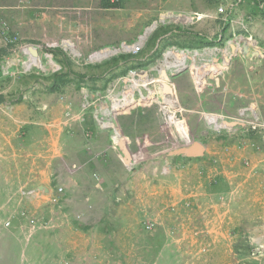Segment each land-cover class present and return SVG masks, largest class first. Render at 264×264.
Returning a JSON list of instances; mask_svg holds the SVG:
<instances>
[{"label":"rangeland","instance_id":"374dc122","mask_svg":"<svg viewBox=\"0 0 264 264\" xmlns=\"http://www.w3.org/2000/svg\"><path fill=\"white\" fill-rule=\"evenodd\" d=\"M257 49L264 0H0V264H264Z\"/></svg>","mask_w":264,"mask_h":264},{"label":"built area","instance_id":"2783aa9c","mask_svg":"<svg viewBox=\"0 0 264 264\" xmlns=\"http://www.w3.org/2000/svg\"><path fill=\"white\" fill-rule=\"evenodd\" d=\"M137 48H138L137 45H128L126 43L122 44V50L125 52H135L137 51ZM27 52L29 53V56H31L33 59H36L35 51H27ZM255 55L264 57V49H261L260 51L259 49L255 50V53L253 52V56ZM240 114L250 118L249 120L246 121V123L250 124L251 129L255 130L261 126V123L259 122V114L253 105L242 108ZM212 117H215V120H213ZM206 122L211 128H214L215 130L218 131H220L221 129H226L227 127L230 126V124L227 123L225 120L220 119V115L218 114H211L210 117L209 116L207 117ZM57 190L58 193L62 192L63 187H59Z\"/></svg>","mask_w":264,"mask_h":264},{"label":"bare ground","instance_id":"6f19581e","mask_svg":"<svg viewBox=\"0 0 264 264\" xmlns=\"http://www.w3.org/2000/svg\"><path fill=\"white\" fill-rule=\"evenodd\" d=\"M149 32V31H148ZM66 45L67 46H69L72 50H74L73 49V45H71V44H69V43H66ZM115 49H106V50H104V51H102V52H100V53H98V54H96L94 57L95 58H99V57H102V56H107V55H110V54H112V53H115ZM196 71V70H195ZM175 116L176 115H173L172 113H171V115H170V121L172 122V123H174V124H179L178 123V121L176 120V118H175ZM213 118V120H215V117H212ZM210 122H211V120H210ZM184 138L187 140V141H189L190 142V140L188 139V137L187 136H184Z\"/></svg>","mask_w":264,"mask_h":264},{"label":"water","instance_id":"95a60500","mask_svg":"<svg viewBox=\"0 0 264 264\" xmlns=\"http://www.w3.org/2000/svg\"><path fill=\"white\" fill-rule=\"evenodd\" d=\"M202 151V145L200 143H194L192 146L183 147L180 152H184L188 155L198 154Z\"/></svg>","mask_w":264,"mask_h":264},{"label":"crops","instance_id":"0c3cea01","mask_svg":"<svg viewBox=\"0 0 264 264\" xmlns=\"http://www.w3.org/2000/svg\"><path fill=\"white\" fill-rule=\"evenodd\" d=\"M192 146V145H191ZM39 184H41V183H39Z\"/></svg>","mask_w":264,"mask_h":264}]
</instances>
